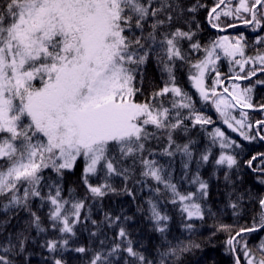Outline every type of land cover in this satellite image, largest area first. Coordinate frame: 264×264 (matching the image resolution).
<instances>
[{
	"label": "snow or ice",
	"instance_id": "6c2138e0",
	"mask_svg": "<svg viewBox=\"0 0 264 264\" xmlns=\"http://www.w3.org/2000/svg\"><path fill=\"white\" fill-rule=\"evenodd\" d=\"M205 7L200 0L189 4L184 0H0V197L6 200L5 212H26L28 226L38 234L49 228L58 234L45 241L43 246L49 251L66 248L77 234L76 226L87 229L90 222L96 229L90 233L92 237L105 226L116 232L107 250L105 241H100V250L93 252L88 264H114L112 257L119 252L132 258H125L124 264H157L134 248L127 227L132 217L104 212L98 221L92 218L93 205L89 204L121 193L136 200V191L145 188L149 193L143 201L146 207L140 205L138 211L147 213L167 245L159 252L158 264L199 248L198 244L167 240L171 217L161 202L178 206L187 220L203 219L206 211L213 215L205 204L210 185L200 173L209 163L227 169L223 180L225 187L232 188L228 207L234 215L239 214L245 196L253 199L250 191H237L231 172L239 167L237 155L232 153L242 152V143L220 127L207 132L209 146L198 157L195 140L177 143V135L187 136L190 125L206 131L205 126L214 124L196 107L193 96L177 84L174 69L178 60L188 64L190 83L202 101H211L227 128L245 141L264 140V120L255 121L259 129L252 135L242 130L253 127L247 122V113L241 112L243 119H236L231 112L237 106L257 107L251 95L255 85L241 88L232 83L231 89L216 90L224 83L217 68L220 52L239 67L238 73L226 79L244 81L257 72L264 74V50L235 59L245 56L243 34L235 42L224 36L202 44L197 39L202 29L196 14ZM222 16L264 31V0H238L235 4L215 0L208 10V23L219 28ZM256 42L264 44V37L257 36ZM193 52L203 55L193 62ZM153 59L168 78L163 87L137 102L134 97L141 91L134 86L137 76L142 84L144 66ZM249 61L256 66L245 72ZM209 73L214 74L211 87L206 84ZM255 83L264 85V80ZM258 107L264 111V103ZM151 141H164V147L157 152L149 147ZM217 144L220 152L214 156L212 148ZM177 153L182 157L180 181L174 180L171 163L164 165L156 158L171 159ZM259 155L264 157V153ZM194 160L197 167L192 172ZM247 164L251 166L252 160ZM78 167L84 195L74 188L65 195L66 175L74 174ZM46 170L54 175L45 176ZM115 178H121L122 187L114 185ZM181 181L191 190H182ZM260 183L264 184V178ZM34 202H38L35 210ZM258 205L260 212L252 217L251 226L236 230L220 224L217 229L228 233L226 252L232 255L233 264H264V237L252 246L249 239L264 232V195ZM45 209L42 219L40 212ZM184 227L191 230L193 224ZM15 239L14 243L8 237L0 264H13L7 253L17 247L24 251L27 237L19 233ZM74 250L89 251L85 247ZM53 264L65 262L54 259Z\"/></svg>",
	"mask_w": 264,
	"mask_h": 264
},
{
	"label": "trees",
	"instance_id": "16d2710c",
	"mask_svg": "<svg viewBox=\"0 0 264 264\" xmlns=\"http://www.w3.org/2000/svg\"><path fill=\"white\" fill-rule=\"evenodd\" d=\"M185 4L193 3L195 0H184ZM215 0H200V3L205 5V8H201L196 14L197 20L201 23V31L198 34L197 39L202 44H208L211 41L217 40L219 37L227 36L232 42H235V38L243 34L246 40V47L244 49L245 56L240 57L237 55L235 59H243L248 56H255L258 50H264V44L257 43V36L264 37V31L259 28L253 30L252 26L244 25L240 19L233 17H221L219 28H212L208 23V10L214 5ZM238 0H233L235 4ZM247 15V14H244ZM215 22V21H214ZM228 24H234L236 27L229 28ZM203 53L193 52L191 59L193 62L196 59L201 58ZM220 60L217 61V68L221 73V79L224 83L216 86L218 92H222L224 87L231 89V84L236 80H228L227 76H234L239 72V67L233 63L230 64L232 58L225 57L220 52ZM258 63V62H257ZM252 61H249L245 65V72L255 67ZM175 76L177 84L190 95L193 96L196 102V107L204 112L205 115L210 116L214 121V124L207 125L206 131L201 129L199 125L191 127L187 136L178 134L176 139L177 143L183 144L189 139L195 140L194 152L198 157L199 153L209 146V137L207 132L213 130L214 127H220L225 131L231 139L237 140L238 143L243 144V151L236 150L232 154L237 155L239 167L231 170L233 173V179L237 182V191L245 192L250 191L253 199H249L248 196L244 197L241 202V208L238 215L233 214V210L228 207L231 187H225L223 180V172L226 171V167H220L219 169L212 163L203 165L200 168L202 177L208 181L209 197L205 202L206 207L211 208L213 215H209L206 211L203 219L192 218L187 220L181 215L178 206H173L170 203L161 202L163 210L171 217L168 221V231L166 233L167 240L175 243L177 240L185 243L198 244L199 248H192L190 251L184 252L178 259L170 258L167 264H233L232 255L226 252L227 245L225 243L228 233L217 231L220 224L232 225L236 230L241 226H251L252 217L256 216L260 212L258 205V199L261 195H264V184L260 183V179L264 178V157L259 154L264 153V140L257 138L252 141H245L238 132H234L227 128V125L223 124L222 118L216 112L215 107L211 101L204 102L201 100L199 93L192 86L189 81V66L182 61H176ZM244 73H241L243 75ZM167 73H164L153 59V61L144 66V80L140 83V77L137 76L135 87L140 88L141 91L136 94L134 99L137 102H141L148 98L153 91L158 90L164 86L167 80ZM214 74L210 73V76L206 77V84L211 87ZM264 80V74L257 72L256 77L250 78V80L236 81L241 85V88L255 85L253 88L252 103L257 107L252 109L236 108L231 109L232 114L236 119H243L241 112L247 113V122L253 125L252 129H242L248 131L250 134L255 135L259 126L255 124L257 120H264V111H261L258 105L264 103V85L256 84V80ZM171 99L167 97L166 100ZM167 106V105H166ZM261 134H264L262 132ZM149 147L159 152L164 147V141H151ZM214 156H218L220 152L219 144L212 148ZM256 157V159H252ZM161 164L168 165L171 163L174 170V180L180 181V177L183 174L182 169V157L179 153L174 158L166 156L156 157ZM252 160L251 166L247 164V161ZM195 160L190 165L191 171H196ZM81 168L78 167L74 174L70 173L66 175L64 183L65 195L68 194L69 188H74L76 193L80 196L84 195V188L79 184V175ZM54 175L48 170L45 171V176ZM219 177V179L217 178ZM93 183H96V178H93ZM113 183L117 187H122L121 178H115ZM182 190H191L186 182L181 181ZM129 187H134L132 183H129ZM149 193L145 188L144 191H136L137 199L133 200L131 197L124 193L119 195H109L103 198L102 201H89V204L93 205L92 218L96 220H102L104 212H112L113 215H127L132 217V220L127 222L128 230L131 234V238L134 241V248L144 254L147 259L158 261L160 259L159 252L164 251L167 247L164 238L160 233L156 232L153 228L152 222L147 218V213L138 211V206L143 205V201L147 199ZM233 199L235 197H232ZM6 200L0 197V255H5L2 251L4 245L8 242V237L11 236L13 242H16V235L23 233L27 237L25 248L23 252L19 251V248L13 252L7 253L10 259L13 260V264H53L54 259H63L65 264H88L94 251L100 250V241L104 240V248L107 250L111 246L112 238L115 235V228H108L105 226L101 234L97 237H92L90 233L96 229L87 223V229L83 225L76 226V236L72 237L69 245L66 248L57 249V251H49L44 247V243L48 239L57 238L58 234L50 228L47 232L37 233L35 228L28 226L29 217L24 211H8L3 210V204ZM38 206V202H34L33 210ZM146 207V205H143ZM43 210L40 212L42 219H44ZM185 223H192L193 228L188 230L184 227ZM44 227L48 228V224L45 223ZM260 237H264V232L253 234L250 237V246L259 243ZM76 247H85L89 249L86 253H77L74 249ZM127 258L132 261L131 257L127 256V253L119 252L112 257L114 264H124V259Z\"/></svg>",
	"mask_w": 264,
	"mask_h": 264
},
{
	"label": "rangeland",
	"instance_id": "374dc122",
	"mask_svg": "<svg viewBox=\"0 0 264 264\" xmlns=\"http://www.w3.org/2000/svg\"><path fill=\"white\" fill-rule=\"evenodd\" d=\"M208 76H210V73L208 74ZM233 83H238V82H236V81H234ZM239 84V83H238ZM241 86V85H240Z\"/></svg>",
	"mask_w": 264,
	"mask_h": 264
}]
</instances>
